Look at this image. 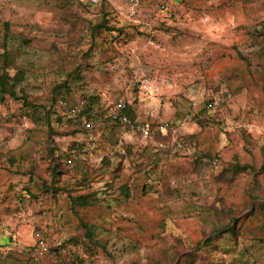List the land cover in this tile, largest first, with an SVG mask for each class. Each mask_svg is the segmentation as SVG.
<instances>
[{"label":"rangeland","instance_id":"rangeland-1","mask_svg":"<svg viewBox=\"0 0 264 264\" xmlns=\"http://www.w3.org/2000/svg\"><path fill=\"white\" fill-rule=\"evenodd\" d=\"M91 1L0 0V264H264V0Z\"/></svg>","mask_w":264,"mask_h":264},{"label":"trees","instance_id":"trees-1","mask_svg":"<svg viewBox=\"0 0 264 264\" xmlns=\"http://www.w3.org/2000/svg\"><path fill=\"white\" fill-rule=\"evenodd\" d=\"M19 75L18 74L15 78H11L7 73L0 75V88H1V92L4 95H8L10 97H12L15 100H18V96L16 94V87L17 85L20 83L21 80H19ZM21 79V78H20ZM4 99V97H3ZM84 104L81 106V112H78V115L76 118H72V119H81L82 117H85L92 125V128L89 130H93V128L95 127L94 124V119H95V114L92 112L93 109L91 107V103H89L86 100H83ZM77 104H69L68 102H61L60 103V108H62L63 113H67L68 110H72L73 108H76ZM117 106V105H116ZM115 106V107H116ZM109 118H111L114 122L119 123L120 126H122L125 130H127V132H133V131H138L137 133L140 134V136L143 138V133L138 130V124L136 123V119L133 116V110L131 107L126 106L124 109H117L114 112H110L109 114ZM126 117L129 120V123H124L122 118ZM142 128H148L150 130V128L148 126L146 127H142ZM86 131H89L87 129H85ZM161 133V132H159ZM161 135H166V133H161ZM149 137H153L152 132L150 133ZM74 162V160H73ZM247 167H242V168H238V172L239 171H245L247 170ZM125 196H127V192L124 193ZM98 202V199L92 195H82V196H78L76 198L73 199V204L74 206H78V207H90L91 205H94L95 203ZM88 232V235L90 237L91 240H93L94 236L93 233L91 231V229L89 230V226L85 225L84 226ZM233 232V230H231ZM43 240V238H41ZM45 243V240H43ZM40 245V244H39ZM46 245V244H45ZM40 250L42 251V248L39 246Z\"/></svg>","mask_w":264,"mask_h":264},{"label":"built area","instance_id":"built-area-1","mask_svg":"<svg viewBox=\"0 0 264 264\" xmlns=\"http://www.w3.org/2000/svg\"><path fill=\"white\" fill-rule=\"evenodd\" d=\"M97 2H98V0H92L91 1L92 4H96ZM125 107H126L125 105L119 104L117 106V109H124ZM209 107L213 108V104L210 103ZM77 115H78V111L74 109V110L71 111L70 118H76ZM81 119H82V123H83L85 129L89 130V129L92 128L91 123L85 117H82ZM122 120H123L124 123H129V120L126 117H123ZM167 129H168V124H161L158 127V130L161 133H166ZM138 130H140L143 133V138L144 139H148L149 138L151 131L148 128L138 127ZM36 237L38 238V241H39V244L41 245L40 247L42 248V251L43 252L46 251L47 247H46L44 241L41 239L42 238L41 235L37 234Z\"/></svg>","mask_w":264,"mask_h":264}]
</instances>
